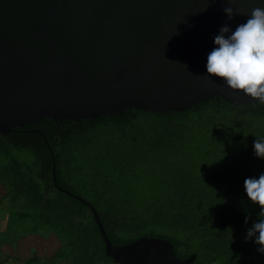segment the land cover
I'll return each instance as SVG.
<instances>
[{
  "label": "trees",
  "instance_id": "16d2710c",
  "mask_svg": "<svg viewBox=\"0 0 264 264\" xmlns=\"http://www.w3.org/2000/svg\"><path fill=\"white\" fill-rule=\"evenodd\" d=\"M261 136L264 103L217 96L183 112L13 127L0 134V264H117L96 216L113 246L161 238L188 264H264L247 238L260 207L244 190L264 173L254 151ZM50 235L60 243L50 258L3 252Z\"/></svg>",
  "mask_w": 264,
  "mask_h": 264
},
{
  "label": "water",
  "instance_id": "95a60500",
  "mask_svg": "<svg viewBox=\"0 0 264 264\" xmlns=\"http://www.w3.org/2000/svg\"><path fill=\"white\" fill-rule=\"evenodd\" d=\"M256 6L264 0H0V134L43 118L183 112L215 96L255 104L206 65L220 29ZM225 7L245 14L229 19ZM96 221L117 264L189 263L161 238L113 246Z\"/></svg>",
  "mask_w": 264,
  "mask_h": 264
},
{
  "label": "clouds",
  "instance_id": "9594fccd",
  "mask_svg": "<svg viewBox=\"0 0 264 264\" xmlns=\"http://www.w3.org/2000/svg\"><path fill=\"white\" fill-rule=\"evenodd\" d=\"M237 2L243 0H228V3ZM223 11L229 19L245 14L233 7H225ZM247 16L246 22L234 31L227 26L220 29V34L214 37L216 47L207 56L206 68L208 76L221 79L230 89L264 103V6L252 8ZM254 151L258 158L264 159V136L257 137ZM244 190L251 203L260 207V219L248 230L247 238L254 237L258 252L264 254V173L258 178H246Z\"/></svg>",
  "mask_w": 264,
  "mask_h": 264
},
{
  "label": "rangeland",
  "instance_id": "374dc122",
  "mask_svg": "<svg viewBox=\"0 0 264 264\" xmlns=\"http://www.w3.org/2000/svg\"><path fill=\"white\" fill-rule=\"evenodd\" d=\"M0 213H4L1 215L2 218L0 219V230H3L7 221V212L0 211ZM59 247L60 243L54 235H50L49 238H43V236H33L20 240L15 249H13L12 246L4 247L3 252L10 257L19 255L21 259L29 258L32 253H36L41 258H50V256L56 253ZM12 264H18V262L14 261Z\"/></svg>",
  "mask_w": 264,
  "mask_h": 264
}]
</instances>
